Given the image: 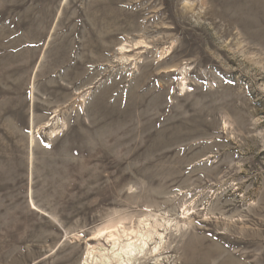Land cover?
<instances>
[{
  "label": "rangeland",
  "instance_id": "rangeland-1",
  "mask_svg": "<svg viewBox=\"0 0 264 264\" xmlns=\"http://www.w3.org/2000/svg\"><path fill=\"white\" fill-rule=\"evenodd\" d=\"M148 213L133 264H264V0H0V264Z\"/></svg>",
  "mask_w": 264,
  "mask_h": 264
},
{
  "label": "bare ground",
  "instance_id": "bare-ground-1",
  "mask_svg": "<svg viewBox=\"0 0 264 264\" xmlns=\"http://www.w3.org/2000/svg\"><path fill=\"white\" fill-rule=\"evenodd\" d=\"M126 44L120 45L117 51L121 55V60L127 62V57L124 54L129 53L130 48L145 45V42L138 41L131 47L126 46ZM165 54L162 52L160 57ZM172 72H174L173 69L167 73ZM186 73L187 69L183 68L181 75L184 77ZM55 117L56 115L53 114L51 117L52 123H46L47 127L52 126L48 133L49 137L57 136L64 127V123ZM188 211L182 213L183 219L188 216ZM185 225L186 223L174 222V220L166 217L164 213L163 215L148 213L142 217L122 214L111 218L93 234V238H97V240L104 238L110 244V248L103 249L88 246L81 264H133L138 256L145 253V249L150 242H154L155 239L158 241L154 243L153 248H150L149 254L160 253L163 250L161 245L164 234L172 228L179 232Z\"/></svg>",
  "mask_w": 264,
  "mask_h": 264
}]
</instances>
